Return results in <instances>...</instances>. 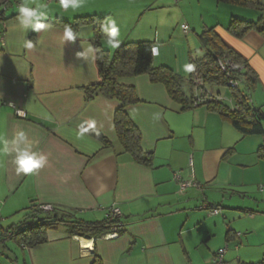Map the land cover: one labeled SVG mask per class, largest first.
<instances>
[{"label": "crops", "instance_id": "crops-1", "mask_svg": "<svg viewBox=\"0 0 264 264\" xmlns=\"http://www.w3.org/2000/svg\"><path fill=\"white\" fill-rule=\"evenodd\" d=\"M188 1L174 0V7L172 0H86L87 6L76 15L115 20L120 44L152 43L158 50L153 54L154 66L169 67L181 76L194 54L180 47L174 34L178 24L188 27L185 41L192 31L200 44L204 29H217L223 23L200 15L197 23L190 24L183 15ZM212 1L207 2L215 12L225 11L223 21L240 8ZM256 1L264 7V0ZM177 13L181 17L176 18ZM63 32L51 25L40 33H24L15 18L0 23V135L11 140L23 130L32 150L47 157L42 169L23 176L16 173L14 152L0 155V264H19V260L21 264H91L95 254L103 264H212L213 255L225 245L235 252L226 264H235L234 259L264 263V251L260 260H250L247 250L254 236L261 244L264 241V162L257 157L259 139L242 137L205 107L181 111L162 85L141 75L122 80L135 87L139 99L125 109L126 115L141 134V149L153 155L152 167L137 165L117 141L113 116L119 102L100 95L86 101L83 88L99 82L95 31L90 26L80 29L74 42H66ZM25 39L33 41V48L22 47ZM90 45L93 53L87 52ZM227 47L255 77L253 98L264 111V55L253 62L237 48ZM262 47L264 53V43ZM82 51L84 57L78 58ZM15 111L24 117H17ZM91 120L96 126L89 130L106 138L111 148L87 134L79 135L81 126L87 127ZM176 174L182 181L192 179L202 190L189 188L179 194ZM257 193L262 200L247 201L258 204L260 212L246 205L247 196ZM234 198L245 203L237 206ZM43 205L72 212L87 223L105 221L109 210L117 208L122 232L114 240H94L90 248L83 247V240L90 239L69 236L64 226L47 231V242L32 248L4 237L3 231L10 227H1L4 221ZM208 205L226 213L211 215ZM243 220L254 225L247 228L252 235L240 234L238 223ZM228 231L233 235L227 240Z\"/></svg>", "mask_w": 264, "mask_h": 264}, {"label": "trees", "instance_id": "trees-1", "mask_svg": "<svg viewBox=\"0 0 264 264\" xmlns=\"http://www.w3.org/2000/svg\"><path fill=\"white\" fill-rule=\"evenodd\" d=\"M17 1L0 0V23L10 21L18 15V13L10 16L6 15L7 8L12 2L17 3ZM215 2L251 8L264 13V7L260 6L256 0H215ZM102 21H104L103 17L91 15L77 16L70 21L55 18L50 24L63 30L65 26H71L75 33L87 26L92 27L95 31L94 45L99 82L83 88V91L87 102L99 95L119 102L120 106L113 116V126L122 152L127 154L134 163L146 168L152 167L153 163V155L145 153L141 149V134L125 112L128 106L137 104L139 99L135 87L123 84L122 80L141 75H146L152 84L162 85L170 100L180 106L181 111L193 107H205L207 111L218 115L222 120L228 122L242 137L260 136L264 138L262 126L264 123V111L261 108L258 110L254 109L250 100V91L255 84V77L250 74V69H248L246 62L242 61L234 50L223 43L216 27L204 29L199 34L204 56L198 60L189 59L188 63L194 65V70L187 72V76L184 78L169 67L154 66L153 44L150 42L123 43L112 54L102 50L98 42V40H105V32L100 26ZM226 32L236 39H241L250 32H255L264 37L263 19L260 17L256 22H247L231 17ZM224 59L231 60L235 68H243L240 73L236 72L237 69L230 72L232 79L239 81L237 88L228 87L225 75L219 70V61ZM195 81H198L202 86L196 87ZM241 86L245 88V91L240 89ZM185 87L188 88V93L184 90ZM220 88L228 89L232 101L230 105L215 98L222 96ZM195 91H198V96H196ZM85 134L98 140L107 148L112 147L106 138L94 131L88 130ZM257 157L264 162V145L258 147ZM199 186L202 189V186ZM41 207L31 206L25 209L24 219L16 227L10 226L4 230V237H9L20 246L32 248L45 244L47 242L46 232L57 229L59 226H64L69 236L97 240L104 234L111 232L114 224L121 223L120 220L110 223L107 217L102 222L87 223L78 219L72 212L54 207H52L51 211L44 212ZM211 208L218 209L215 205H209L206 210L210 213ZM121 232L122 229L118 231V235ZM230 235L231 232L228 231L226 234L227 240ZM234 235L237 238L240 236L239 234ZM224 249H226L227 255L228 246L225 245L213 255L212 264L216 254ZM223 263H225L224 259ZM91 264L103 263L95 254Z\"/></svg>", "mask_w": 264, "mask_h": 264}, {"label": "rangeland", "instance_id": "rangeland-1", "mask_svg": "<svg viewBox=\"0 0 264 264\" xmlns=\"http://www.w3.org/2000/svg\"><path fill=\"white\" fill-rule=\"evenodd\" d=\"M207 1H211V0H202L199 3H197L195 0H189L188 2H186V4L184 5V8H183L184 9V14L183 15L188 19L189 23H190V21H191L190 24H192V22H194V23L196 22L197 23L200 15H203V17L205 19H207V20L210 17L217 18L221 22H223L222 23V27H220V26L217 27V32L220 35L222 41L227 46H232L233 48H237V50H240V52L247 54L248 59H250V60L251 59L253 60L255 57L257 59H258V57H263L264 53L262 51L263 50L262 49L263 48L262 45L264 43V37L259 35V34H257V33H255V32H250V33H248L246 36H244L241 39H236V38L231 37L226 32V28H227V26L229 24L230 18L229 17H228V19L226 18V21H225V18H224V21H223V17H225V11L221 9L219 12H215L213 10V8L211 7V5L208 4ZM21 2H23V0H18L17 3L16 2H12L9 7H13V8L12 9L7 8L6 15L10 16L11 14L17 13L16 6L19 3H21ZM29 3H31L32 6H35L36 4H39V3H44V4L48 5V9H49L48 18H52V19L55 18L53 14H59V16H65V17H58L61 20H65V19H62V18L72 19V18L78 16L76 14H79V13L83 12V9L78 10V11H72L71 9H69L68 11L65 12V14L62 15V11L63 10H61V9H59L57 7L58 0H29ZM172 3H173V6H174L175 5L174 4L175 3L174 0H172ZM210 3H215V2L212 1ZM174 7H177V5L174 6ZM232 14H233L234 18H237L239 20H244V21H247V22H256L260 17H262L263 18V24H264V13H260V12H258L256 10L251 9V8L240 7V8H238V10L234 11ZM50 15H51V17H50ZM83 16H85V15H83ZM89 16H91V15H89ZM177 16L181 17V15L179 13H177V15L175 17L177 18ZM181 23L182 22H180L178 24V28L174 32V34L178 38V42H179L180 47H182L184 49V51H186V52L191 51V53L194 54V55H192V58H194L195 60L196 59H201L203 54H204V50L200 46L199 41L195 42L193 40L195 35L192 34V31L190 32V36L191 37H189L187 39V41H185L186 37H185V35H184V33H183L182 29H181V25H180ZM186 24H188V23L186 22ZM198 32H200V31H198ZM98 42H99V45L101 46V49L105 50V51H108L110 54H112L115 51V49H116V48L108 47L105 44V40H98ZM187 46L189 47V49H188ZM178 48H179V46L177 47V51H175L177 53L180 52V51L178 52V50H179ZM258 50H261V53L257 54ZM253 62H256V59H254ZM185 64H187V61H186ZM186 73L187 72H185L184 75L182 73L181 76H183V77L186 76ZM240 89L242 91H245V88L243 86H241ZM252 91H253V89L250 91V99H252V107L254 109L258 110V109H260V106L258 105L259 103L254 101ZM220 92H221L223 97L228 98V99L230 98L228 89L220 88ZM186 93H188V91H186ZM224 103L227 104V105H230L227 102H224ZM262 126H263V129H264V123L262 124ZM254 137H257L259 139L260 146L264 145V138L263 137H260V136H254ZM261 196H263V195H260L258 193H257V195H250V196H247L246 201H247V199H250L252 201H254V200L260 201V200H262ZM232 201L233 202L236 201L237 202L236 205L240 206V207H242V205H243L242 203H245V202H241L240 200L237 201L236 198H234ZM246 205L248 207H250L252 209V211L260 212L256 208V206H258V204L257 205L256 204L255 205L254 204H249V202L247 201ZM221 211H220V213H221ZM205 212L207 213V211H205ZM225 213H226V211H222L223 215ZM24 214H25V212L22 211L21 213L17 214V216L12 217V219L4 221L1 224V227L6 228V227H9V226H12V225H13V227H16L18 225V222L22 221L24 219V217H23ZM235 214H237V213H235ZM259 221H261V220H259ZM263 221L264 220H262L261 222H263ZM263 224H264V222H263ZM251 226L254 228V225L250 221L243 220V221L239 222L238 223V227H240V230H239L240 234H243L244 237H245V235H252V233L249 230H247V228H250ZM263 229H264V226H263ZM263 238H264V234H263ZM251 242L252 243L249 245V248L247 249L248 253L252 254V257H251L250 260H260L262 258V253L264 251V241L261 244L262 241L258 242L257 241V237L254 236V238L251 240ZM7 245L10 248H12V251H14L15 253H17V254L19 253L16 250V248H15V246H14V244L12 242L7 241ZM227 253H228V255H226V257L224 258V262H225L224 264H226V262H227V260L229 259L230 256H233L235 254V252H233V248H232L231 245H228V252ZM243 258H245V257H243ZM263 259H264V257H263ZM237 260L238 259H234V263L235 264H238ZM19 264H21V260H19Z\"/></svg>", "mask_w": 264, "mask_h": 264}, {"label": "clouds", "instance_id": "clouds-1", "mask_svg": "<svg viewBox=\"0 0 264 264\" xmlns=\"http://www.w3.org/2000/svg\"><path fill=\"white\" fill-rule=\"evenodd\" d=\"M87 6L86 0H58L57 7L63 11H78ZM18 15L15 17L19 29L28 33L29 31L40 33L46 31L50 24L47 23L49 9L48 5L44 3L36 4L32 6L29 0H23L17 6ZM102 30L105 32V44L110 48L119 47L121 41L120 27L115 20L106 18L100 24ZM63 36L66 42H74L77 39L78 33H75L71 26H65ZM34 44L32 40L25 39L22 42V47L26 49L33 48ZM155 47L152 48V53H157ZM88 53H93L94 49L90 45L87 49ZM85 53L82 51L77 53L78 58H83ZM185 72H192L194 65L188 63L183 66ZM87 127L81 126L80 136H83L89 129L95 128L96 121H87ZM9 152H14V164L17 175L30 176L36 173L39 169H42L47 163V157L43 154L32 150V143L28 140V136L25 131H18L15 136L9 140L5 136L0 135V155H7Z\"/></svg>", "mask_w": 264, "mask_h": 264}, {"label": "built area", "instance_id": "built-area-1", "mask_svg": "<svg viewBox=\"0 0 264 264\" xmlns=\"http://www.w3.org/2000/svg\"><path fill=\"white\" fill-rule=\"evenodd\" d=\"M181 29H182L184 35H186L188 33V27L186 25H182ZM235 69H237L236 70L237 73H240L243 68L242 67L235 68L234 63L229 59H224V60L219 61V70L223 75H225V77L227 79V86L230 88H237L239 86V81L233 80L232 77L230 76V74H231L230 72L232 70H235ZM195 70H196V68H195ZM195 84H196V87H199L201 85L198 81H195ZM197 93H198V91H195L196 96H198ZM207 94H209V92H207ZM215 98L221 102H227L229 104L232 103L230 98L228 99V98H225L223 96H217ZM10 106L13 107V105H10ZM15 115L17 117H24L23 113L20 111H15ZM174 179L178 182L179 194L184 193L189 188H195L199 191L202 190L198 184H196L192 181V179L187 180V181H181L180 176L177 174L174 176ZM207 207H209V205ZM41 209L44 212H48V211H51L52 207L50 205H43L41 207ZM219 213H220L219 209L211 208V210H210L211 215H217ZM120 217H121V212L119 211V209L114 208V207L109 210L108 215H107V218H108L110 223L119 221ZM121 229H122L121 223L114 224L112 229H111V232L104 234L99 239H102V240L117 239L119 237L118 231ZM83 241L86 242V244L83 245V247L84 248H90L94 239H90V241H88V240H83ZM225 255H226V249L219 251L216 254V258L213 260V264H224L223 259H224Z\"/></svg>", "mask_w": 264, "mask_h": 264}, {"label": "bare ground", "instance_id": "bare-ground-1", "mask_svg": "<svg viewBox=\"0 0 264 264\" xmlns=\"http://www.w3.org/2000/svg\"><path fill=\"white\" fill-rule=\"evenodd\" d=\"M84 242V244H86V242L85 241H83Z\"/></svg>", "mask_w": 264, "mask_h": 264}]
</instances>
